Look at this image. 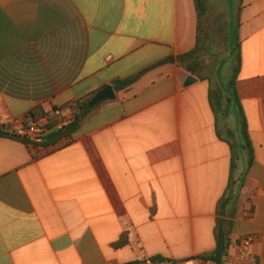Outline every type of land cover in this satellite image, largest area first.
Listing matches in <instances>:
<instances>
[{"label":"crops","instance_id":"obj_1","mask_svg":"<svg viewBox=\"0 0 264 264\" xmlns=\"http://www.w3.org/2000/svg\"><path fill=\"white\" fill-rule=\"evenodd\" d=\"M237 12L251 157L238 107L213 108L237 65L230 31L215 77L177 60L197 46L195 0H0V123L73 110L139 76L52 152L0 136V264H131L142 253L215 264L204 258L221 223L229 251L251 235L264 264V0H238ZM214 50L205 33L201 58Z\"/></svg>","mask_w":264,"mask_h":264},{"label":"trees","instance_id":"obj_2","mask_svg":"<svg viewBox=\"0 0 264 264\" xmlns=\"http://www.w3.org/2000/svg\"><path fill=\"white\" fill-rule=\"evenodd\" d=\"M195 6L199 19L197 46L192 52L179 56L177 60L186 64V69L188 72H190L191 74H193L198 78H201L200 70L203 65V59L201 58L200 55L202 52V46L205 39L204 18L207 14V6L205 0H195ZM230 36H231V40H230L231 54L234 56V54L239 53L237 50L238 38L235 29L230 30ZM174 60L175 58L170 57L165 62H170ZM240 65H241V59H240V55L238 54L237 65L234 70L233 79L229 84H227V86L223 87L219 97L217 98V104H214L213 108L217 116L219 111L223 107H227V108L229 107L235 108L236 106L238 107L241 114L240 122L243 129L244 141H246V147L249 150L251 157L252 148L247 133V122L241 109L240 99L238 97V92L236 88V76L237 73L239 72ZM138 78L139 76H134L127 80H116L112 83V86L115 90H120L131 85ZM107 88L108 87H104L102 88V90H105ZM92 97L93 96L87 98L84 104H80V102H78L77 106L73 108L74 111L73 119L70 122H66L62 124H59L58 120L55 117L51 116V113L53 111L46 113L41 108H37L33 110L25 119L39 120L43 117L51 116L50 125H49L51 132L46 136L45 141L42 144L35 143L34 141L26 137H23L20 141L24 143L27 149L33 154H47L72 142L73 134L80 127L82 121L86 118V116L95 108V107L89 108V104L92 100ZM0 136L15 139V135L12 134L9 131V129L5 128L4 126L0 127ZM232 148L234 149L235 146L232 145ZM234 166H235V158H233L232 160V168H234ZM128 244H129V235L125 233L118 242L113 244V248L122 249L128 246ZM229 245H230L229 232L226 230V227L223 225V223H221L217 234L216 250L213 253L209 254L204 259L209 260L215 264H222L223 257L229 251Z\"/></svg>","mask_w":264,"mask_h":264},{"label":"built area","instance_id":"obj_3","mask_svg":"<svg viewBox=\"0 0 264 264\" xmlns=\"http://www.w3.org/2000/svg\"><path fill=\"white\" fill-rule=\"evenodd\" d=\"M52 117L58 120L59 124L70 122L74 117L73 110L56 109L51 113ZM51 116L43 117L39 120L33 119H14L0 123L15 136L26 137L35 143L42 144L46 136L51 132L49 128ZM251 235L243 236L238 239L233 250H230L222 260V264H258L254 255L250 252V247L254 243ZM131 264H211L199 257L187 258L183 260H171L155 258L142 253L138 259Z\"/></svg>","mask_w":264,"mask_h":264},{"label":"rangeland","instance_id":"obj_4","mask_svg":"<svg viewBox=\"0 0 264 264\" xmlns=\"http://www.w3.org/2000/svg\"><path fill=\"white\" fill-rule=\"evenodd\" d=\"M209 16L204 18V22L210 27L205 29L206 37H210L215 45V55L203 59V75L215 77V72L220 65V60L228 55V33L235 29L237 25L238 0H205ZM228 29L227 28V26ZM227 66L224 70L225 79L231 77Z\"/></svg>","mask_w":264,"mask_h":264},{"label":"water","instance_id":"obj_5","mask_svg":"<svg viewBox=\"0 0 264 264\" xmlns=\"http://www.w3.org/2000/svg\"><path fill=\"white\" fill-rule=\"evenodd\" d=\"M182 76L187 78V85L196 82V78L185 71H182ZM114 97H115V94H114L113 88L108 87L107 89L102 90L98 94H96V96L91 100L89 104V108H94L101 102L108 100V99H112ZM15 139L20 141L22 138L20 136H15Z\"/></svg>","mask_w":264,"mask_h":264}]
</instances>
